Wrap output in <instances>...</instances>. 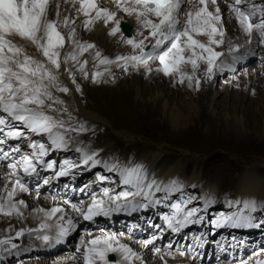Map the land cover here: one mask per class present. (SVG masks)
Segmentation results:
<instances>
[{
    "label": "snow or ice",
    "instance_id": "obj_1",
    "mask_svg": "<svg viewBox=\"0 0 264 264\" xmlns=\"http://www.w3.org/2000/svg\"><path fill=\"white\" fill-rule=\"evenodd\" d=\"M72 4L76 15L61 16L60 4L57 3L55 18H50V0H0V162H6L8 172L5 179H11V189L5 183L6 195L0 194V213L11 216L13 213L23 218L22 207H27L24 200L16 201L18 192L28 188L24 177L38 176L41 170H51L56 178L66 177L71 169L80 166L95 168L103 165L111 176L97 175L103 184H115L116 187H102L98 196L92 193L90 203L72 204L71 208L84 221L96 217H110L114 213H134L153 206L169 209L160 217L162 223L154 225L162 236L165 232L180 234L189 226L205 222L201 212H206L213 199H203L204 208H200L197 197L183 198L184 184L178 179L165 178L158 181L151 178L142 163L110 162L99 158V152L84 145L79 137L95 128L88 127L87 119L81 120L66 104L70 86L61 77L74 85L76 93L83 94L77 82L76 73L82 79L93 84L106 83L105 76L115 80L110 67L115 64L127 74L130 70L144 74L155 71L171 79L173 85L187 84L189 89L200 91L202 79L212 80L217 73L226 69L235 71L234 65L254 55L251 45L254 38L259 46L264 47V0H225L230 17L235 20L241 35L246 37L245 44L227 42V51L218 50L225 45L226 29L224 17L218 0H111L115 10L103 6L101 0H63ZM188 8L185 11L184 5ZM78 5V7H77ZM118 13L134 17L137 28L135 37L125 38L122 19ZM80 16L81 26L91 30L98 22L108 27V35L121 33V41L130 46L132 54L119 55L110 59L99 50L94 51L93 68L87 69L88 60H81L84 53L95 49L92 43L82 42L77 38V21ZM71 48L66 51L67 47ZM31 47L38 55L31 54ZM264 61V56L261 57ZM100 66H105L100 71ZM190 66L191 72L185 71ZM204 66L203 77L199 69ZM239 87V85H236ZM255 92L253 91V95ZM73 145H76L73 148ZM26 149V150H25ZM78 154L79 164L73 160L52 159L57 152ZM59 163V170L56 165ZM22 172V176H21ZM50 178H45L47 185ZM182 197L176 200V196ZM67 205L70 202L64 201ZM242 204L235 211H228L210 218L212 229H246L254 227V213L264 210V202L252 199L236 201ZM233 208V202H228ZM42 214L36 229H28L29 235L45 244L59 242L69 232L75 230L76 221L67 216L65 208L54 206L51 209H34ZM56 217L54 223H50ZM55 235H52V232ZM25 234L23 228L15 232L17 239ZM152 236V241L157 239ZM201 236L194 237L193 247H202ZM145 246L150 241L145 240ZM171 247V245H169ZM18 248L12 237L0 239V252L11 255ZM159 252V249H155ZM77 253L82 252L83 264H130L133 257L140 259L127 245L120 243L114 234H103L77 246ZM118 253L120 261H110L109 254ZM184 256L183 251L180 252ZM2 258V257H0ZM71 259H78L74 254ZM164 258L161 257V260ZM251 264V261L242 262ZM255 264H264L256 260Z\"/></svg>",
    "mask_w": 264,
    "mask_h": 264
},
{
    "label": "rangeland",
    "instance_id": "obj_2",
    "mask_svg": "<svg viewBox=\"0 0 264 264\" xmlns=\"http://www.w3.org/2000/svg\"><path fill=\"white\" fill-rule=\"evenodd\" d=\"M218 3L223 12L227 44L228 41L233 42L236 38L233 30L234 19L230 17L222 2ZM186 6L187 4L184 5V10ZM245 39L239 45H244ZM258 39L256 37V41ZM253 50L255 54L248 56L247 62L237 64L235 71L229 72L226 69L221 75L217 72L213 79L208 81L210 89L205 90L204 87L202 92L204 90L205 92H201L200 97L186 94L185 89H174L168 77L158 83L159 86L154 87H151L150 83L153 76L144 78L146 86L138 83L130 87L128 83H122L119 90L115 88L105 96L102 95L104 93L101 90L96 88L93 91L92 88H88V84L83 83L81 84L83 94L76 93L75 86L69 81L71 96L74 95L78 105L94 117H79L81 120L87 119L90 129L93 126L95 128L94 133L92 131L84 133L79 140L83 144L87 140L97 141V144L88 145L95 146L98 151L99 147H102L106 152L109 149L122 152V157L125 154L131 158L136 155L137 159L133 161H138L146 167L151 163L149 159L153 157L156 161L163 162L159 173L178 162L190 163L189 168L188 164L182 167L188 168L184 171L186 178L195 176L198 181L200 179L204 181L205 186L214 183L216 189L221 191L234 189L235 182L244 171L255 170L264 178V61L261 60L264 56V47L257 43V47L255 46ZM223 51L226 52L227 49L223 47ZM91 64L87 65L90 73L93 70ZM201 67L202 78L204 66ZM186 68L189 71L190 68ZM65 77L67 79L66 74ZM202 81L205 83L207 80L202 79ZM239 84L240 87L237 88L236 85ZM201 166L204 167L202 169L204 172L213 175H205L201 171ZM31 192H33L30 193L31 197L45 195L47 198H52L54 204L56 203L54 206H60L67 211L72 210L71 204H77L78 201L90 202L91 197L79 195L66 199L48 195L45 191L34 193L31 190ZM20 197L26 198V195L22 193ZM66 200L70 202L67 205L64 203ZM72 215L74 218H79L75 212H72ZM84 229L103 230L99 226L91 228L82 223L77 225L71 237L67 238L70 244L66 249L62 250L65 246L63 245L58 248V252H52L50 255L26 256L16 262L27 264L29 261L33 263L35 260L48 258L47 264L55 263L57 258L66 256L64 253L72 254L75 251L74 246L79 243L80 235L86 231ZM126 240L138 248L140 243L137 241L142 239L134 240L128 236ZM14 243L21 249L19 240ZM154 247L161 248V246L150 248L155 249ZM162 249L170 248L162 247ZM16 250L17 248L13 249L11 255H14ZM78 254L82 257V252ZM187 256L185 254V258ZM246 256L240 262H244ZM16 262L12 261L9 264ZM200 264H232V262L215 259L208 262L201 261Z\"/></svg>",
    "mask_w": 264,
    "mask_h": 264
},
{
    "label": "bare ground",
    "instance_id": "obj_3",
    "mask_svg": "<svg viewBox=\"0 0 264 264\" xmlns=\"http://www.w3.org/2000/svg\"><path fill=\"white\" fill-rule=\"evenodd\" d=\"M222 2L223 6L226 8V3L224 0H218V2ZM59 2L60 4V12H61V16H65V15H70V16H75V10L72 6V4H65L63 2V0H50L49 3V15L50 18H55V13L57 10V3ZM228 2H231V0H228ZM101 3L103 4V6L105 7H109L112 10H115L114 5L111 3V0H101ZM78 7V5H77ZM188 5L185 8V11L187 10ZM224 11V9H223ZM118 18L122 19L123 22H128L131 27V37H135L137 39H140L141 37H137V22L135 20L134 17H128L125 16L123 13H118ZM83 20V16H80L78 18L77 21V38L79 40H81L82 42H90L92 44L95 45V49L94 50H90L87 53H84V55L81 57V60L87 59L88 63H92L91 66L93 65V55H94V51L95 50H99L102 55L107 56L110 59H115L116 56L119 55H129L132 54V49L130 46L124 44L120 37H121V33H117L116 36H109L108 35V27H106L105 25H103L102 22H98L97 24L93 25L91 30H85L81 24L80 21ZM233 30L235 32L236 38L235 40L232 42L233 44H240L242 43V41L246 38L243 35H241L240 30L238 28V26L235 23V20L233 22ZM126 38V37H125ZM129 38V37H128ZM246 40V39H245ZM226 41V40H225ZM245 42V41H244ZM226 44V43H225ZM257 47V42H256V38H254V43L251 45L252 49H254V47ZM223 47L227 49V44L222 46V48L218 49L223 51ZM66 51H70L71 48L70 46L67 47L65 49ZM28 51L31 54L34 55H38L37 53H35V50L31 47L28 48ZM243 63V62H241ZM238 66L237 64L234 65ZM105 66H100L99 70L103 71ZM110 67L111 73L114 75L115 80L114 82L111 79H108L107 76H105V79H107L108 82L104 83H96V84H90L91 80L87 81V80H83L80 76V74L77 72L76 73V77H77V82L80 84H88V88H92L93 91L97 88L99 90H101L104 94H102L103 96L107 95L109 92L113 91L115 88L116 89H120L121 88V84H127L130 85V87H132L134 84H145V80L144 78L146 77H151L153 76V78L150 80L151 83V87L154 86H159L158 83H161L163 81L166 80V77H163L160 73L155 71L156 65L153 64V71L151 73L148 74H144L143 71L141 72H136L133 70H130L127 74H125L121 68L117 67L115 64L108 66ZM190 69L188 71V68H185V71L187 72H191V67L188 66ZM96 69L93 68L92 71H94ZM91 71V72H92ZM203 68L201 67L199 69V74L200 72L202 73ZM227 71H231V70H227ZM219 74H223L220 73ZM262 75V74H261ZM255 76V75H254ZM255 78H257V76H255ZM61 79L69 85V80L66 79L65 75L61 77ZM170 80V85L171 87H173L176 90H180V89H185L187 92L186 94H193L196 97H200V94L202 92V90L205 87V90L210 89V85H208V80L201 84V89L200 91H194L192 89H189L187 87V84H175L173 85L171 79ZM86 81V82H85ZM228 86H230L229 84H227ZM70 86V85H69ZM240 87V84H239ZM237 87V88H239ZM71 88V86H70ZM141 89V87H140ZM142 90V89H141ZM205 90L202 92L204 93ZM146 92V90H143ZM226 91H228V88L226 89ZM98 94V93H96ZM73 96V97H72ZM70 94V92L67 94V97H65L63 94H61V98L62 99H66V104L69 107V109L71 111H73L74 115H77L78 117L80 116H86V117H90L92 118L93 115L85 110L82 109V107H80L78 105V101L76 99V97L74 95ZM186 97V96H185ZM81 99V98H80ZM94 118V117H93ZM101 154V153H100ZM100 159L104 160L105 156L102 153V155L99 156ZM170 159H167V161ZM108 161H110L108 159ZM111 162V161H110ZM0 194H4L6 195L5 189H4V185L5 183L8 184V190L11 189V179L6 180V174L8 172L7 166L6 164H2L0 162ZM167 165V163H165V166ZM90 167V166H88ZM152 167V165H151ZM156 169V166L154 167ZM184 169V168H182ZM156 171H153V174L155 175V178L158 179L159 181H163L165 180V178H172L169 175L173 174V167H169V169H166L165 172H163V174H159L162 176L157 175V173H155ZM101 174H104V172H100ZM181 175H178L174 178L178 179L180 178ZM239 181L236 185V191L238 194L241 195V201L246 200V199H252L257 201L258 203L264 202V178L261 174H258L255 170L254 171H244L239 175ZM67 183L70 184V182L68 181ZM210 186H207V188H205L204 190H202L204 193H208L210 195L214 194V188ZM28 188V187H27ZM32 188L30 189V187L28 188V191L26 192H22L23 194L26 195V198H21L20 195L22 194L21 192H18L15 196V200L19 201V200H24L26 202L27 207H22L21 211L23 212V218H19L16 213H13L11 216H5L2 213H0V239H4V238H8L9 236L12 237L13 242H17L19 240V242L21 243V245H19L20 248H17V250L15 251L14 255H9L7 253H3L0 252V260H2L4 258V260L0 261V264H6V263H10L12 261L16 262L17 260H21L22 257H26V256H36V255H50V253L45 252L44 249H46L49 245H55L58 247L63 246L64 242V249L67 248V246H69L70 241L67 239L68 237H71V234L73 231L69 232L68 235L64 238H62L59 242L57 241H52L51 244H45L43 241L40 242L39 239H37L36 237H34L33 235H35V233H32L31 235H29L28 233V229H36L40 223V219L39 218H33L34 216L40 217L42 216V214H38L36 212H34V209H40V208H44V209H51L52 207H54V202L52 198H47L45 195L43 196H36L34 195L33 197H31L30 193ZM34 191V190H32ZM38 191H34V193H36ZM41 192V191H40ZM48 195L51 194V192H45ZM101 193H98L97 195L99 196ZM82 195V194H79ZM18 197V198H16ZM90 203L88 201L85 202V204ZM80 204V202L78 201L77 204ZM72 205V204H71ZM33 207V209H32ZM67 211V210H66ZM73 210H69L67 211V216L65 217V219H67L68 217L73 218L76 221V226L77 225H81L82 223L84 225H88V227H95L94 225L88 224L86 223L81 217L79 218H74L72 215ZM56 220V217H53V220L50 221V223H54ZM115 222H106L104 221L102 225H100L99 227L103 230H99V231H88L86 229L85 232H82L81 239L79 241V243L77 245H75V251L72 254L69 253H64L66 254V256L63 258H57V260L55 261V263H51V264H83V260L82 257L76 252L77 246L81 245V241L86 242L87 240H90L94 237L97 236H101L103 234H114L115 237L117 238V240L122 243V244H127L132 250L133 252H135L137 254V256L140 259H136V257H133L132 260L130 261V264H200V260H197L196 258L192 257L191 255H188L185 258L184 256L180 255L181 251H175L173 249H162L161 248H155V249H159V252H156L155 249H151L150 245L145 246L144 245V239L142 240H138L137 242L140 243L139 247L137 248L135 245H133L130 241H127L126 238L132 237L134 240H137V238L133 237L131 233H127L125 231H122L121 229L117 228L116 225H114ZM23 228L25 230V234L21 237V239H18L15 237V235H13L17 230ZM89 229V228H88ZM52 235H55V232L53 231L51 233ZM12 235V236H11ZM67 239V240H66ZM261 239L257 238L256 242H259ZM24 246V247H22ZM30 249L27 253L24 250ZM55 252V251H54ZM58 252V251H56ZM24 253V255H19ZM76 255L78 257V259H71V257L73 255ZM110 259H113V261H120V255L118 253H110L109 254ZM48 257V256H47ZM113 257V258H112ZM161 257H163L164 259L161 260ZM11 258L13 260H11ZM38 258V257H37ZM225 259V258H224ZM262 260L264 261V250H255L254 252L249 253L246 258L243 260L244 262H248L251 261V264H255L256 260ZM6 260V261H5ZM48 260V258H44V259H38L35 260L33 263H31L30 261L27 264H41L39 262H42L43 264H47L46 261ZM226 262H228L229 259H225ZM111 261V260H110ZM27 262V261H26ZM229 262H232V264H242V262H240V259H235L234 261L229 260ZM16 264H24L23 262H16Z\"/></svg>",
    "mask_w": 264,
    "mask_h": 264
},
{
    "label": "water",
    "instance_id": "obj_4",
    "mask_svg": "<svg viewBox=\"0 0 264 264\" xmlns=\"http://www.w3.org/2000/svg\"><path fill=\"white\" fill-rule=\"evenodd\" d=\"M128 29H129V26L126 24H123V30L125 31L126 35H129Z\"/></svg>",
    "mask_w": 264,
    "mask_h": 264
}]
</instances>
